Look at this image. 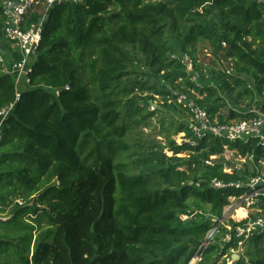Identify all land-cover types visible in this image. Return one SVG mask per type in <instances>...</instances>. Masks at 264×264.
Here are the masks:
<instances>
[{
  "label": "trees",
  "instance_id": "obj_1",
  "mask_svg": "<svg viewBox=\"0 0 264 264\" xmlns=\"http://www.w3.org/2000/svg\"><path fill=\"white\" fill-rule=\"evenodd\" d=\"M204 43L232 60L234 75L202 70ZM180 53L194 59L196 82L172 59ZM29 81L16 102L14 77L0 74V110L16 102L0 144V215H11L0 218V264H190L231 199L249 194L246 183L260 175L257 141L210 135L192 146L190 115L178 97L221 124L251 117L234 109L222 115L226 95L237 92L236 102L257 101L264 113V0L62 3L44 24ZM155 101L185 120L165 128L184 135L182 144L167 137L160 146L171 157L145 155L142 140L133 139L157 114ZM227 150L245 165L228 168ZM214 180L244 186L215 189ZM228 232L220 226L199 264H218L237 248L234 238L219 244ZM262 243L264 234L248 243L247 255L257 250L250 264H264Z\"/></svg>",
  "mask_w": 264,
  "mask_h": 264
},
{
  "label": "built area",
  "instance_id": "obj_2",
  "mask_svg": "<svg viewBox=\"0 0 264 264\" xmlns=\"http://www.w3.org/2000/svg\"><path fill=\"white\" fill-rule=\"evenodd\" d=\"M78 0H4L2 2V13L4 18L3 40L0 41V74L11 75L15 79L16 102L21 98V89L29 84V74L35 62L38 49L42 40L44 24L51 10L62 3ZM81 1V0H79ZM34 14L39 15L37 21L30 23L29 19ZM172 59L178 61L185 73L196 82L199 79V72L196 71L194 59L185 53L173 54ZM67 89H70L67 87ZM16 102L0 110V144L3 141V129L5 121L13 114ZM178 102L181 103L190 115V129L195 136V140L189 141L192 146L207 136H214L225 139L229 142H249L257 141L264 147V113L257 107L249 111V115L242 121H231L221 124L213 120L210 114L191 101L186 95H179ZM211 165V162H207ZM231 172V170H228ZM244 185L240 183L224 184L214 180L212 187L224 189L228 187L240 188ZM246 187L251 191L241 198L231 199L237 205L248 204L251 200L259 197L264 198V179L261 176L252 177L246 183ZM17 205L22 206V200L16 201ZM231 206V205H230ZM229 206V207H230ZM187 219V217H183ZM247 221L227 234L228 242L235 239L237 247H242L255 237L264 234V215L255 218H248ZM222 221L217 222L211 231L213 236L218 232ZM244 221V220H243ZM210 235V234H209ZM208 235V236H209ZM212 236V239H213ZM211 239V240H212ZM209 241V243L211 242ZM208 237L195 256H203L208 245ZM196 259V258H195Z\"/></svg>",
  "mask_w": 264,
  "mask_h": 264
},
{
  "label": "rangeland",
  "instance_id": "obj_3",
  "mask_svg": "<svg viewBox=\"0 0 264 264\" xmlns=\"http://www.w3.org/2000/svg\"><path fill=\"white\" fill-rule=\"evenodd\" d=\"M199 47L200 49L198 50L197 56H198L199 64L200 66H202L203 71H206L207 69H213V70L223 69L225 71H230L231 75L235 74L234 70H232L233 69L232 60L224 57L222 54H218V55L214 54L212 48L207 43H204ZM162 86L164 87L165 85L162 83ZM168 88L170 90L175 91L171 87H168ZM237 95H238V92L234 93L233 95H226L225 98L227 99L226 103L228 107L226 108V110L222 112V115L225 117V119L229 117V111L231 109H234V111L238 113L246 114V113H249L251 109L258 106L257 101L254 103L250 102L249 100L236 102L234 99L237 97ZM151 111H156L157 114L152 120H150L149 127H145L143 129H141V127L137 128L135 132L133 133V139L136 140L139 138L142 140V143L144 144V147H145L144 150H146L145 155H147V152L148 153L154 152L160 155L165 154L167 157H171L172 153L169 152L165 148L162 151L160 146L165 147L168 145L167 137H170L178 145L182 144L184 135L174 136L172 133L173 128H169V129H165V128L170 125L169 123L172 120L182 122V123H184L185 120L180 114H178L172 109L165 108L163 104L159 103L158 101L157 102L155 101L152 103ZM214 120L218 122L217 118H215ZM162 123H164V125ZM160 151H162V154L160 153ZM185 156L186 154L179 155V157L181 158ZM134 159L136 160L135 157ZM154 159L156 158L154 157ZM212 159H215V157H213ZM224 161L228 168L231 167V168H237V169L242 168L246 163V159L241 158L236 152L230 151V150L225 151ZM130 162L132 163L131 160ZM261 165H262V168H260L259 176H261L264 179V163H262ZM261 198L262 197H259L255 200L253 199L248 204H245V205H237V202H234L231 200V206L225 209V212H224L225 218L223 219L221 225L226 224L227 230L231 231L233 226L230 225V221L239 223V222H242L243 220L245 221L248 218L252 219L258 215H264V212L260 210V203L262 201ZM240 209L244 210L245 212L244 216H241V217L238 216L237 210H240ZM10 216H11L10 214H4V215H0V218H2L3 220H7L8 218H10ZM229 233L231 232H228V234ZM212 236H213V233H210V235L208 236V241L212 238ZM227 236H225L224 239L219 244L222 245L228 242ZM203 243L198 246L195 254L202 247ZM208 243L209 242H206L205 246L208 245ZM212 243L214 244V242L211 241V244ZM248 248H249V244L246 243L242 247L231 249L225 256L222 257L221 261H219L218 264H234L236 261L233 260V256H238L240 258L244 257L246 264H250V260L252 258H256L257 250L253 246L252 248H250L249 254L247 255ZM259 249L260 251H263V254H264V243H262V246L259 247ZM195 254L193 258L191 259L190 264H199L201 262L200 255L196 257ZM261 255H262V252H261Z\"/></svg>",
  "mask_w": 264,
  "mask_h": 264
},
{
  "label": "bare ground",
  "instance_id": "obj_4",
  "mask_svg": "<svg viewBox=\"0 0 264 264\" xmlns=\"http://www.w3.org/2000/svg\"><path fill=\"white\" fill-rule=\"evenodd\" d=\"M237 211H238V216H239V217H241V216H244V215H245V212H244V210L240 209V210H237ZM211 239H212V238H211ZM211 239H210V240H211ZM210 240H209V241H210ZM209 241H208V242H209ZM208 244H209V243H208Z\"/></svg>",
  "mask_w": 264,
  "mask_h": 264
},
{
  "label": "water",
  "instance_id": "obj_5",
  "mask_svg": "<svg viewBox=\"0 0 264 264\" xmlns=\"http://www.w3.org/2000/svg\"><path fill=\"white\" fill-rule=\"evenodd\" d=\"M225 218V217H224ZM233 260L234 261H239L240 260V257H238V256H233Z\"/></svg>",
  "mask_w": 264,
  "mask_h": 264
},
{
  "label": "clouds",
  "instance_id": "obj_6",
  "mask_svg": "<svg viewBox=\"0 0 264 264\" xmlns=\"http://www.w3.org/2000/svg\"><path fill=\"white\" fill-rule=\"evenodd\" d=\"M224 217H225V216H224ZM223 219H224V218H223ZM223 219H222V220H223ZM220 221H221V220H220ZM210 233H211V232H210ZM210 233H209V234H210ZM207 237H208V236H207ZM213 237H214V236H213ZM212 240H213V239H212ZM212 240H211V241H212ZM210 243H211V242H210ZM210 243H209V244H210Z\"/></svg>",
  "mask_w": 264,
  "mask_h": 264
}]
</instances>
